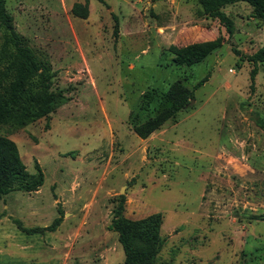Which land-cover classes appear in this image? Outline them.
Here are the masks:
<instances>
[{
	"label": "rangeland",
	"instance_id": "374dc122",
	"mask_svg": "<svg viewBox=\"0 0 264 264\" xmlns=\"http://www.w3.org/2000/svg\"><path fill=\"white\" fill-rule=\"evenodd\" d=\"M4 3L66 99L0 122L42 178L0 196V264H122L108 228L120 194L127 219L161 214L154 264H264V68L250 87L243 57L264 46V21L228 4L227 37L196 0ZM189 45L205 56L177 61Z\"/></svg>",
	"mask_w": 264,
	"mask_h": 264
},
{
	"label": "trees",
	"instance_id": "16d2710c",
	"mask_svg": "<svg viewBox=\"0 0 264 264\" xmlns=\"http://www.w3.org/2000/svg\"><path fill=\"white\" fill-rule=\"evenodd\" d=\"M104 3V0H97ZM202 13L216 19L223 27L227 37L234 33V23L222 8L228 4L244 2L251 8V16L264 21V0H196ZM84 15V14H82ZM79 14V16L82 17ZM114 23L116 18L112 14ZM0 26L2 27L4 51L0 59V122L10 120L25 124L37 117L52 112L65 101L63 92L52 87L54 72L45 61L36 58L32 49L27 46L16 32L12 16L0 0ZM116 26V25H115ZM220 37L216 45H220ZM234 54L240 52L231 47ZM207 50L196 45H189L179 55L177 61L193 64L200 61ZM241 56V55H240ZM250 65L248 78L252 87L259 66L264 68V46L244 55ZM199 83V82H198ZM172 98L168 94V99ZM135 132L144 137L151 128L134 125ZM42 181L41 174L30 175L19 158L14 143L0 136V196L11 190H32ZM124 196H118L108 228L117 233L124 260L122 264H154L155 256L162 244L159 235L161 214H148L140 219L130 220L123 215Z\"/></svg>",
	"mask_w": 264,
	"mask_h": 264
}]
</instances>
